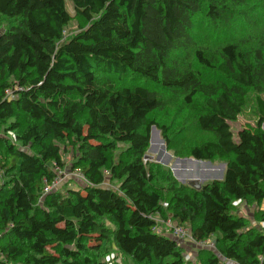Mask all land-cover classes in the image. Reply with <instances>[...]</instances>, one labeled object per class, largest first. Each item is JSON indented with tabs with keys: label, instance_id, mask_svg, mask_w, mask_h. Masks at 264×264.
I'll list each match as a JSON object with an SVG mask.
<instances>
[{
	"label": "trees",
	"instance_id": "1",
	"mask_svg": "<svg viewBox=\"0 0 264 264\" xmlns=\"http://www.w3.org/2000/svg\"><path fill=\"white\" fill-rule=\"evenodd\" d=\"M67 1L0 0V264H119L103 260L109 241L140 264H264V209L260 227L237 207L264 203V33L212 49L197 38L241 13L258 26L249 0H70L80 25L66 38ZM167 97L211 137L178 149L153 116ZM246 111L255 123L234 130ZM154 125L175 155L223 161L224 177L197 188L150 159ZM55 163L84 186L43 196ZM156 218L216 248L192 261Z\"/></svg>",
	"mask_w": 264,
	"mask_h": 264
},
{
	"label": "rangeland",
	"instance_id": "2",
	"mask_svg": "<svg viewBox=\"0 0 264 264\" xmlns=\"http://www.w3.org/2000/svg\"><path fill=\"white\" fill-rule=\"evenodd\" d=\"M67 8L69 12L71 13V15L73 16V21L70 24L69 28L67 29V33H66V38H69L72 34L76 33L79 30L80 21L75 16V9L70 0L67 1ZM244 11L249 12V14L254 20H258V22L260 21V24L257 22L258 26H255V27L249 26L244 21V16L242 13L237 17L239 21L233 20L231 22L232 23L231 25L224 24L223 22L220 25L214 26V24L211 23L210 28L197 29V38H198V41L200 42V45L202 44L209 45V47L212 49L221 44L223 45L229 39H232V38L239 40L247 36L258 37L255 35L260 32H261L260 34L264 33V28H263L264 26V0H255V3H253V0H249V2H247L246 4V7L244 8ZM8 23L9 21L5 17L0 15V32L8 26ZM192 62L196 63L194 61ZM167 99L169 100L168 108L165 110H160L157 113H153V116L161 124L167 125L169 127L171 131V135L175 136L174 137L175 142H176L175 145L178 146V149L185 148L188 145L194 144L199 140H203V139L211 137L209 133H205L202 130L195 128V118L193 116L188 117V115L190 114V111L188 108L182 106L183 109L181 111H178V107L181 103V100L177 98H170V97H167ZM254 123H255L254 116L252 115L250 111H246L239 117L238 121L233 124V127H234V130H238L244 125L254 124ZM157 129L160 130L159 127H157ZM9 135L11 137L12 136L14 137L13 133H10ZM160 139H162L163 142L158 139L155 140L154 143L157 148L156 149L154 148L151 150L149 146L147 153H146V155L150 159H154L155 161H158L157 157L159 154H161L162 145L163 144L166 145V141L162 135L161 130H160ZM125 147H126L125 144H120V151L123 150ZM74 152L75 150L73 149V147H69V151L67 150V152H64L63 154V160L66 163V167L68 168H71L72 166L73 158L75 155ZM166 153L169 154L170 157L166 156V154H163L162 157L166 161H163V162L158 161V162H161V164L164 165L165 167H171L176 162V158L181 157V156L175 155L174 150L168 149L167 147H166ZM181 158H185V157H181ZM213 164L217 166H221L222 164H225V163L223 161H215ZM182 166L183 164H181V167ZM186 173L187 171H183V174H186ZM221 174H222L221 171H219L217 174L213 173L211 177L204 178L203 182L210 181L215 178H221ZM73 178L74 177H71V176H67L66 178H64V181L61 183V186H60L61 189L65 191L66 189L71 188V187L78 188L80 186L81 187L84 186L85 184L84 180L77 178V177H75L74 179ZM187 179L189 178L187 177ZM114 183L118 185L117 181H115ZM237 207H238V212L242 215L247 216L250 219V222L252 225L262 227V222H260L257 219L256 213L259 208L264 209V203H262L261 206H258L256 204L239 202V205ZM211 239L213 240V243L215 244V240H214L215 238L212 237ZM101 242L102 241L99 238H94L91 241V245L93 247H98L101 244ZM199 248L200 247H198V249ZM192 250L194 249L190 248L189 246L187 247L186 257L192 261H195L196 256L192 252ZM107 251H108L107 253L103 254L104 255L103 260L106 262H109V263L116 262L119 264H140L134 261L131 257L122 254L119 251V249L116 247V245L113 243V241H109L108 246H107ZM223 263L225 264V262ZM226 264H236V263L233 261H229Z\"/></svg>",
	"mask_w": 264,
	"mask_h": 264
},
{
	"label": "built area",
	"instance_id": "3",
	"mask_svg": "<svg viewBox=\"0 0 264 264\" xmlns=\"http://www.w3.org/2000/svg\"><path fill=\"white\" fill-rule=\"evenodd\" d=\"M53 169L55 172V176L51 182H46L43 188V194H42L43 196L49 193L50 191L58 188L61 185V183L64 181V178H66L67 176H71L74 178L77 177V178H80L86 181L81 169L79 168L69 171L63 168L61 165L55 163L53 165ZM106 174H109V171H106ZM156 220L158 224L155 226L154 229L158 233H166L170 235L171 237L178 239L182 243L191 244L193 248H196V249H198V247L200 248H204V247L215 248L216 247V245L213 243V240L211 238L198 240L192 236L188 227L175 223L171 218H167V219L156 218Z\"/></svg>",
	"mask_w": 264,
	"mask_h": 264
},
{
	"label": "water",
	"instance_id": "4",
	"mask_svg": "<svg viewBox=\"0 0 264 264\" xmlns=\"http://www.w3.org/2000/svg\"><path fill=\"white\" fill-rule=\"evenodd\" d=\"M264 127V125H263ZM161 140L160 139V130L157 129V127L154 125L151 129V138H150V149H156V145L154 143V139ZM159 145V144H158ZM166 154V156H169V154L166 153V145H162L161 154L158 155L157 160L158 161H166L163 159L162 155ZM181 164L183 166L181 167ZM174 175L177 177V179H180V181L183 183H189L190 185L200 188L202 183H204V178L211 177L214 174H217L219 171L222 172L221 178H215V179H222L224 177V171H225V164H222L221 166L214 165L211 161H204V160H198L192 157H177L176 162L171 166ZM183 171H187L186 174H183ZM200 175V176H199ZM187 177L189 179H187Z\"/></svg>",
	"mask_w": 264,
	"mask_h": 264
},
{
	"label": "crops",
	"instance_id": "5",
	"mask_svg": "<svg viewBox=\"0 0 264 264\" xmlns=\"http://www.w3.org/2000/svg\"><path fill=\"white\" fill-rule=\"evenodd\" d=\"M186 248L189 246L190 248H192V249H194V250H192V252L195 254V256L197 255V251H196V248H193V246L191 245V244H189V243H186ZM230 260H227L226 262L228 263Z\"/></svg>",
	"mask_w": 264,
	"mask_h": 264
},
{
	"label": "bare ground",
	"instance_id": "6",
	"mask_svg": "<svg viewBox=\"0 0 264 264\" xmlns=\"http://www.w3.org/2000/svg\"><path fill=\"white\" fill-rule=\"evenodd\" d=\"M157 140L156 138L154 139V141Z\"/></svg>",
	"mask_w": 264,
	"mask_h": 264
}]
</instances>
